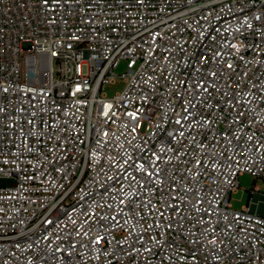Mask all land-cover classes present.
<instances>
[{"label": "built area", "instance_id": "built-area-1", "mask_svg": "<svg viewBox=\"0 0 264 264\" xmlns=\"http://www.w3.org/2000/svg\"><path fill=\"white\" fill-rule=\"evenodd\" d=\"M244 174L264 0H0V264H264Z\"/></svg>", "mask_w": 264, "mask_h": 264}, {"label": "rangeland", "instance_id": "rangeland-1", "mask_svg": "<svg viewBox=\"0 0 264 264\" xmlns=\"http://www.w3.org/2000/svg\"><path fill=\"white\" fill-rule=\"evenodd\" d=\"M127 71V62L122 61L116 69V74L122 76ZM126 87L124 77H118L113 83L103 86L102 93L109 99L115 98L121 94ZM264 195V180L255 179L249 174H244L239 178V187L231 196V205L237 210H241L255 199L256 195Z\"/></svg>", "mask_w": 264, "mask_h": 264}]
</instances>
